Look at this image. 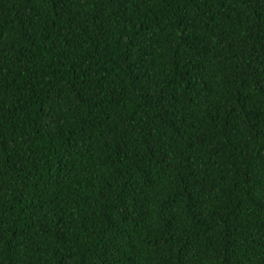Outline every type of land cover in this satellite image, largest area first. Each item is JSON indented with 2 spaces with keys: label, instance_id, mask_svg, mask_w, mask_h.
Here are the masks:
<instances>
[{
  "label": "trees",
  "instance_id": "trees-1",
  "mask_svg": "<svg viewBox=\"0 0 264 264\" xmlns=\"http://www.w3.org/2000/svg\"><path fill=\"white\" fill-rule=\"evenodd\" d=\"M0 264H264V0H0Z\"/></svg>",
  "mask_w": 264,
  "mask_h": 264
}]
</instances>
